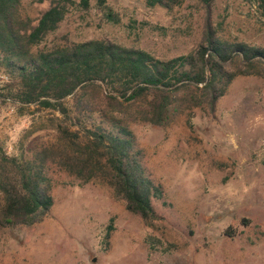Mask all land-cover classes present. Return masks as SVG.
Instances as JSON below:
<instances>
[{
	"label": "rangeland",
	"instance_id": "374dc122",
	"mask_svg": "<svg viewBox=\"0 0 264 264\" xmlns=\"http://www.w3.org/2000/svg\"><path fill=\"white\" fill-rule=\"evenodd\" d=\"M21 2L33 25L50 8V0ZM107 4L120 24L91 0L89 11L72 7L39 49L106 40L171 59L195 49L209 26L223 41L264 48L258 0H185L173 10L148 8L144 0ZM52 117L0 97V146L30 157L56 140ZM131 129L165 193L166 205L154 202L157 225L149 228L106 187L79 186L56 170L45 220L0 230V264H264V78L239 76L214 112L198 109L191 123L183 116L168 127L138 122Z\"/></svg>",
	"mask_w": 264,
	"mask_h": 264
},
{
	"label": "trees",
	"instance_id": "16d2710c",
	"mask_svg": "<svg viewBox=\"0 0 264 264\" xmlns=\"http://www.w3.org/2000/svg\"><path fill=\"white\" fill-rule=\"evenodd\" d=\"M184 1L144 0L148 8L168 10ZM21 4L0 0V68L6 76L0 97L18 110L51 111L57 138L30 157L11 156L0 146V230L45 220L54 206L56 170L79 186L106 187L154 228L161 219L154 202L166 205L165 193L149 174L131 125L168 127L183 116L191 123L198 109L214 112L236 78H264V48L223 41L209 26L195 49L171 59L106 40L46 51L39 47L71 8L89 11L91 0H50L37 25L22 16ZM97 4L107 21L121 23L107 0Z\"/></svg>",
	"mask_w": 264,
	"mask_h": 264
}]
</instances>
